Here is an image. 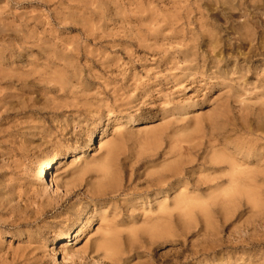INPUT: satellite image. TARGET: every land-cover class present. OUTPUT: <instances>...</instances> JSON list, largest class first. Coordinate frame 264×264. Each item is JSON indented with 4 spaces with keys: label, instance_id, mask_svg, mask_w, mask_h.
Segmentation results:
<instances>
[{
    "label": "rangeland",
    "instance_id": "rangeland-1",
    "mask_svg": "<svg viewBox=\"0 0 264 264\" xmlns=\"http://www.w3.org/2000/svg\"><path fill=\"white\" fill-rule=\"evenodd\" d=\"M238 2L237 12L223 0H0V264H104L93 248L110 223L126 264H264V10L247 16ZM249 20L260 27L245 44ZM217 151L259 168L244 179L262 202L222 196L230 164ZM47 157L49 191L37 180ZM102 159L122 189L91 204L87 236L72 231L59 247L103 181ZM161 165L179 166V179L158 185ZM182 195L197 206L180 212ZM162 222L169 233L147 232Z\"/></svg>",
    "mask_w": 264,
    "mask_h": 264
},
{
    "label": "bare ground",
    "instance_id": "bare-ground-1",
    "mask_svg": "<svg viewBox=\"0 0 264 264\" xmlns=\"http://www.w3.org/2000/svg\"><path fill=\"white\" fill-rule=\"evenodd\" d=\"M237 0H223V3H224V5L225 4H227V6L226 7H228V6H234L235 4V2H236ZM217 2V1H216ZM222 2V1H221ZM212 5V4H211ZM223 5V6H224ZM238 7H242L244 10H245V12H246V14H247V16L248 15H251L252 13H254L256 10H261L262 11V9L264 10V0H239V2H238ZM208 6H210V5H208ZM215 6H216V4H215ZM218 6V5H217ZM216 6V7H217ZM222 6V5H221ZM222 6V7H223ZM225 7V9H230L231 11H233L232 9L234 8H226ZM237 8V7H236ZM221 9V8H220ZM235 9V8H234ZM237 9H240L239 11H241V8H237ZM237 9H235L234 11H236ZM243 11V10H242ZM237 12H238V10H237ZM236 12V13H237ZM257 12V11H256ZM263 12V11H262ZM235 14V13H234ZM258 14V13H257ZM256 14V15H257ZM264 13H262V15H263ZM255 15V16H256ZM261 16V15H260ZM263 17V16H262ZM263 20V19H262ZM259 25L258 24H255L254 23V21H251V20H249V21H247V22H245L242 26H240L239 28H238V31L240 32V34H241V36H243V37H245L244 38V41H245V44L246 43H248L249 42V44H250V42L251 43H253V41H255L254 39H252L251 37L253 36V35H256L257 33H258V30L257 29H259ZM261 29V28H260ZM261 32V31H260ZM263 35V34H262ZM260 36V35H259ZM214 39V38H213ZM222 41V40H221ZM195 42V41H194ZM195 44V43H194ZM244 44V43H243ZM242 44V45H243ZM209 45V44H208ZM194 46V45H193ZM244 46V45H243ZM245 46H247V45H245ZM246 48V47H245ZM208 49H209V51L211 50L209 47H208ZM194 49H192L191 51H193ZM212 51V50H211ZM210 51V54L212 53ZM180 52V51H179ZM199 53H196V51L194 52V53H184V59L186 60V61H195V60H197L198 58H199V55H198ZM203 54V53H202ZM211 55H213V54H211ZM218 55V54H217ZM216 57V56H215ZM214 57V58H215ZM203 58H205V56H203ZM202 59V58H201ZM62 60V59H61ZM211 60V59H210ZM207 61V60H206ZM217 61H218V59H217ZM202 62V61H201ZM215 62V61H214ZM202 65H204V64H202ZM216 65V64H215ZM218 65V64H217ZM202 67V66H201ZM205 67V66H204ZM217 69V68H216ZM201 70V69H200ZM218 73L219 74H221L222 76H223V78H224V80L225 79H228L229 77L228 76H226L225 74H223L222 73V69L220 68V67H218ZM189 74V73H188ZM191 74V73H190ZM227 74V73H226ZM186 76V75H185ZM59 79H61V78H59ZM198 130V129H197ZM198 132V131H197ZM211 132V131H210ZM211 133H213V132H211ZM43 135V134H42ZM49 136V135H48ZM213 136V135H212ZM93 138V137H92ZM104 140H105V137L104 136H102L101 138H100V140H99V144L100 145H104L105 143H103L104 142ZM181 140V139H180ZM183 140V139H182ZM214 140V139H213ZM174 141H176V140H174ZM181 142V141H180ZM179 142V143H180ZM210 142V141H209ZM216 142V141H215ZM214 142V143H215ZM93 140L92 139H90V141L88 142V144L86 145V147H85V151H87V150H89V149H91V148H93ZM174 143V142H173ZM172 143V144H173ZM178 142H176V143H174V144H176V147H175V145L173 144V149L172 150H174V149H176V148H178V146H182L181 144H177ZM183 143H186V140H185V142L183 141L182 142V144ZM188 143V142H187ZM192 143V140H191V142L189 143V144H191ZM249 144H250V142H249ZM248 144V145H249ZM99 145V146H100ZM178 145V146H177ZM212 145H214V144H212ZM216 145V144H215ZM215 145H214V147H215ZM219 145V144H218ZM113 146H116V144L114 145V144H112L110 147H112V149H111V152L112 153H114L113 152V150L115 149V148H117V147H113ZM196 146V145H195ZM172 147V146H171ZM175 147V148H174ZM211 147V146H210ZM213 147V146H212ZM245 147V146H244ZM183 148V147H182ZM217 148V147H216ZM109 149V148H108ZM184 149H186V147L184 148ZM110 150V149H109ZM108 150V153L110 152ZM181 150V149H180ZM179 150V151H180ZM183 150V149H182ZM211 150H215V149H211ZM216 151V150H215ZM76 153H77V151H75ZM174 152H176V151H174ZM178 152V151H177ZM213 152V151H212ZM221 152V151H220ZM220 152H218L217 151V153H218V155H219V153ZM172 153V152H171ZM185 153H186V151H185ZM110 154V153H109ZM108 154V155H109ZM180 154H182V152L180 153ZM179 154V155H180ZM212 154V153H211ZM222 153H220V155H221ZM224 154V153H223ZM223 154H222V157H217L216 159H213V161H215L216 163L217 162H220L219 164H225L226 162L228 163L229 162V168H230V171L227 173V174H223L224 176H228V181H229V184H230V187L228 188V189H224L223 191H222V196H224L225 198H227V199H230V198H232V197H234V196H236V195H247V196H249V197H255L256 195H254L255 193H256V191H255V193H253V195H252V193H250V191H249V189H248V187H247V185L246 184H248L247 182H246V180L244 179V175H247L248 173H245L244 171H246L247 170V172L250 170V169H252V168H245L246 170H244V171H242L243 170V167H242V169L240 170L239 168H238V165L241 167V165L240 164H238L237 165V163H236V165H233V163H234V160H233V162H231L230 163V161L231 160H227V159H229L228 158V156H227V154L225 155V156H223ZM111 155V154H110ZM187 155V154H186ZM214 156H217V155H215V154H213ZM116 156V155H115ZM183 156V155H182ZM211 156V155H210ZM227 156V157H226ZM67 157V154L66 155H64V158H66ZM178 157V156H177ZM224 157H226V158H224ZM233 157V156H232ZM106 159H108V156L106 155V157H105ZM180 158V157H179ZM178 158V159H179ZM231 158V157H230ZM53 160H54V157H47L46 159H45V161L41 164V167H40V169H39V172H38V174H37V180H38V183L40 184V185H42L43 187H45V189L47 190V191H49V190H51V188H53L52 190H54L55 188H56V186H55V183H54V176H55V174H54V170H55V168H54V166H52V164H53ZM103 160V159H102ZM109 160V159H108ZM263 160V159H262ZM104 161V160H103ZM212 161V160H211ZM210 161V162H211ZM98 162H99V160H98ZM215 162H213V163H215ZM247 162V161H246ZM100 163H102L101 161H100ZM114 163V162H113ZM111 161H108V163L107 162H103L102 164H99L98 166H97V164H96V166H97V168L99 167V172L98 173H102V175H103V181L101 182V181H99L100 183H96V185H94L93 186V189H92V191H90L91 192V194H92V197H91V201H88L87 203H84L83 205H82V210L81 211H76L75 213H73V216H75L76 218H75V224H70V225H68L67 227H66V233H65V237H67L68 239L67 240H65L64 241V243L63 244H60L59 245V247H62V248H66L67 246H70V243H69V239H70V233L72 232V231H74V232H76V234H75V236H74V239H75V241L76 242H79L84 236H87V234H88V230H90L91 228H92V225H93V222H90L89 221V216H90V206H91V204L94 202V201H101V200H104V198L105 197H102V196H107L108 195V191H111V193H115V192H117V191H119V190H121L122 189V185H120V182L116 179V174H117V171L115 170V169H113L114 168V166H115V163L113 164ZM95 164H94V166L93 165H91V167L93 166V167H95ZM174 164H175V162H174ZM173 164V165H174ZM168 165V164H167ZM166 165V166H167ZM170 165V164H169ZM172 165V164H171ZM88 166H90V165H88ZM165 166V165H161V167H160V169L161 168H163V167ZM166 166L164 167V168H166ZM116 167V166H115ZM187 167V166H186ZM245 167V166H244ZM253 167V166H252ZM86 168V167H85ZM84 168V169H85ZM163 168V169H164ZM255 168V167H254ZM253 168V169H254ZM83 169V168H82ZM160 169H157V171L158 170H160ZM162 169V170H163ZM252 169V170H253ZM256 169V168H255ZM255 169L253 170V171H255ZM258 170H259V168H257ZM257 169H256V172H258L257 171ZM223 170V169H222ZM252 170H250V171H252ZM84 171V170H83ZM94 171H96V170H94ZM252 171V172H253ZM155 172V171H154ZM164 173L162 174V175H160V177L158 178V181H159V183H158V185H161V184H166V183H168V184H172L173 182H175V181H177L178 179H179V176H180V174H181V172H180V169H179V166H176V167H173V166H169L167 169H164V171H163ZM170 173V174H166V173ZM224 172V171H223ZM120 173H122V172H120ZM218 173V172H217ZM216 173V176L215 177H220V176H222V172H221V175H220V173H219V175ZM150 174H152V172H150ZM183 174V173H182ZM249 174H250V172H249ZM259 174V173H258ZM262 174V173H261ZM189 175V174H188ZM213 175H215V174H213ZM218 175V176H217ZM119 176V175H118ZM209 176V175H208ZM223 176V177H224ZM249 176V175H248ZM211 176H209L208 178H209V180L210 179H213V177L214 176H212V178H210ZM249 178V177H248ZM247 178V179H248ZM121 179V178H120ZM121 181V180H120ZM129 181V180H128ZM213 181V180H212ZM214 181H215V178H214ZM203 182V181H202ZM212 183V182H211ZM251 183V182H250ZM150 184V183H149ZM252 184V183H251ZM254 184V183H253ZM256 184H257V182H256ZM259 184H261V182L260 183H258L257 185H255V187H257ZM45 185V186H44ZM63 185L65 186L66 184L63 182ZM154 185V184H153ZM227 185V184H226ZM92 186V185H91ZM163 186V185H162ZM260 186V185H259ZM68 187V186H67ZM255 187H253V189H255ZM149 188V187H148ZM227 188V187H226ZM258 188V187H257ZM260 188H261V186H260ZM260 188H258L259 190H260ZM215 191V190H214ZM213 191V192H214ZM219 191H221V190H219ZM217 192V191H216ZM251 192H252V190H251ZM254 192V191H253ZM2 193V192H1ZM0 193V194H1ZM185 193V192H184ZM219 193V192H218ZM218 193H217V195H218ZM213 194H215L216 195V193H213ZM258 194V197H259V193H257ZM181 195V194H180ZM220 195V194H219ZM219 195L217 196V197H219ZM213 196V198H211V199H209V200H211L212 201V199H214V195H212ZM221 196V195H220ZM210 197V196H209ZM208 196H207V199L209 198ZM257 197V196H256ZM258 197H257V199H258ZM63 198V197H62ZM221 198V197H220ZM219 198V199H220ZM223 198V197H222ZM224 198V199H225ZM245 198H247L248 199V197H245ZM260 198V202H262V200H261V198L262 197H259ZM5 199V198H4ZM207 199H205L206 201H207ZM218 199V198H217ZM253 199V198H252ZM252 199H249L250 201L248 202V200H245L246 202H248V203H251L252 202V204H250V205H252L251 206V208H253V212H254V209L256 208V209H259L260 210V207H261V205L263 206V207H261V208H264V202L263 203H261V205H260V203H259V205L257 204V206L254 208L253 207V203H255L254 201H255V199L254 200H252ZM196 199H194V200H192V199H190V198H188L186 195H182V196H178V198H176V200H175V207L176 208H178L179 209V211L181 210V211H191L194 207H196L197 205V203H194V201H195ZM198 200V199H197ZM196 200V201H197ZM202 200V199H201ZM204 200V199H203ZM202 200V201H203ZM205 200L203 201V204H204V202H205ZM13 201V200H12ZM195 201V202H196ZM230 201V200H229ZM229 201H228V203H229ZM257 201V200H256ZM258 201H259V199H258ZM258 201L256 202V203H258ZM264 201V200H263ZM199 202V201H198ZM208 202V201H207ZM232 202H233V200H232ZM232 202H230L231 204H232ZM200 203V202H199ZM229 203V204H230ZM256 203H255V205H256ZM161 204H163V203H161ZM224 204V203H223ZM228 204V205H229ZM199 205H201L202 206V202L200 203V204H198V207H199ZM205 205H206V202H205ZM205 205H203L204 207H205ZM226 205H227V203H226ZM202 206V207H203ZM9 207V206H8ZM208 206L206 205V208H207ZM259 207V208H258ZM76 208H77V205L76 204H73L72 205V210L73 211H75L76 210ZM161 208V207H160ZM160 208H158V209H160ZM206 208L205 209H203V210H205L206 211ZM162 209V211H166V209H164L163 207L161 208ZM160 209V210H161ZM255 209V210H256ZM1 210V209H0ZM37 210V209H36ZM197 210V209H196ZM175 211V210H174ZM180 211V212H181ZM202 211V210H201ZM224 211H226V210H224ZM156 212H159L158 210L156 211ZM167 212H169V211H167ZM206 212H208V211H206ZM206 212H203V214L205 215H208ZM251 212V211H250ZM257 212H258V210H257ZM256 212V213H257ZM261 212V211H260ZM263 212V211H262ZM209 213V212H208ZM227 213V212H226ZM252 213V212H251ZM254 214L255 216H257V214L259 213H257V214ZM1 214V213H0ZM162 214V213H161ZM164 214H168V213H165L164 212ZM186 214V213H185ZM253 214V213H252ZM20 215V214H19ZM157 215V214H156ZM158 215H160V213H158ZM188 216L190 215V213H188L187 214ZM163 216H165V215H162V218H163ZM186 216V215H185ZM184 216V217H185ZM188 216H186V217H188ZM191 216V215H190ZM228 216V215H227ZM34 217H36V216H34ZM205 217H207V216H205ZM153 218V217H152ZM161 217L160 218H158L159 220L160 219H162ZM158 219H155V221H158ZM191 219H194V218H188L187 220H191ZM205 220L207 219V218H204ZM209 219V218H208ZM207 219V220H208ZM152 220V219H151ZM164 220H165V218H164ZM67 221H71V218H69V219H67ZM153 221V224L155 223L154 222V219L152 220ZM186 221V220H185ZM194 221V220H193ZM160 222V221H159ZM152 223V222H151ZM157 223V222H156ZM164 223H166V222H164ZM163 222H162V225H155V226H151L150 227V230L149 231H147L148 233L150 232L151 234H154V235H160V234H163V233H169L170 231H169V226L167 225V224H164ZM191 223V222H190ZM209 223H210V221H209ZM152 224V225H153ZM164 224V225H163ZM205 225H207V224H205ZM209 225V224H208ZM74 226H75V228H74ZM106 226V225H105ZM135 226V225H134ZM211 226V225H210ZM210 226H209V229H210ZM130 227H133V225L132 226H130ZM206 227V226H205ZM105 228V230H104V232H103V230L102 229H104ZM104 228H101V232H103L102 233V235H101V237L99 238V240L97 241V243L94 245V248H93V251L95 252H102V254H103V257H104V259H105V262H104V264H126V261H125V258L123 257V253H124V251L126 250L125 248L127 247V246H125V244H124V242H122V239H121V232L119 231V229L120 228H118L117 229V227L115 226H111V223H110V225L108 226V227H104ZM146 228V227H145ZM208 228V227H207ZM132 230H130V236H132L131 238L132 239H134L135 240V237H137L138 236V231L137 230H134L133 228H131ZM144 229V228H143ZM129 230V229H128ZM211 230V229H210ZM150 234V235H151ZM218 234V233H217ZM154 235H152L153 237H154ZM128 237H129V234H128ZM148 237V236H147ZM151 237V236H150ZM163 237V236H162ZM169 237H171V234L169 235ZM168 237V238H169ZM132 239H130V242L132 243ZM137 241V240H136ZM136 241H133L134 243L136 242ZM128 244V243H127ZM88 250V249H87ZM90 250V249H89ZM53 251L55 252L56 250L53 248ZM92 251V252H93ZM67 251H66V249H62V254H63V259H67V253H66ZM256 263H258V262H256Z\"/></svg>",
    "mask_w": 264,
    "mask_h": 264
}]
</instances>
